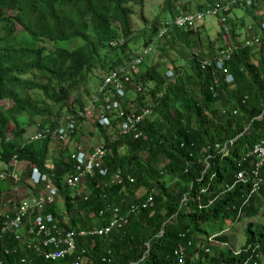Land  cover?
<instances>
[{"label": "trees", "instance_id": "trees-1", "mask_svg": "<svg viewBox=\"0 0 264 264\" xmlns=\"http://www.w3.org/2000/svg\"><path fill=\"white\" fill-rule=\"evenodd\" d=\"M175 1L165 0L162 13H194L185 6L179 11ZM133 2L142 4L0 0V103L10 104H0V170L13 171L21 163L20 184L29 181L32 168L48 172L63 197L59 215L67 218L62 223L67 230L106 226L114 209L126 215V224L105 238H76V252L85 250V264H264V159L256 170L251 154L264 138V50L260 37V45H245L246 38L239 42L240 19L232 24L226 20L232 45L216 49L202 21L178 27L166 16L149 23L142 18L148 33L141 40L143 48L161 50L172 80L164 76V65H147L148 55L144 57L131 82L142 86L136 106L150 109L152 119L140 125L137 139L117 131L111 138L95 121L98 142L106 150L100 167L106 174L85 177L78 184H83L82 193L73 196L69 192L74 189L62 185L63 176L75 170L70 154L79 143L84 117L78 113L86 107L81 92L90 95L87 81L101 82L108 71L139 53L135 51L141 32L133 35L130 24ZM243 9L249 14L254 6ZM254 21L257 35L263 20ZM165 22L170 25L158 38ZM219 31L221 42L224 30ZM202 35L207 38L202 40ZM226 48L231 49L229 57L218 66L219 51ZM93 68L99 76L87 78ZM146 97L150 105L144 103ZM68 120L75 125L66 134L70 147L62 149L63 141L46 130L52 133ZM31 126V136L24 137ZM83 146L80 149L90 154L93 148ZM47 159L50 166L45 165ZM116 172L122 174L119 184L112 182ZM239 173L244 180H237ZM5 182L12 183L7 179L0 185ZM32 188L37 195L42 186ZM138 190L143 194L135 197ZM149 197L152 206L142 208ZM228 223L230 230L243 225L244 240L237 250L228 245ZM211 237L215 244L209 243ZM20 259L46 264L36 252L19 249L7 232H0V264H19Z\"/></svg>", "mask_w": 264, "mask_h": 264}, {"label": "built area", "instance_id": "built-area-1", "mask_svg": "<svg viewBox=\"0 0 264 264\" xmlns=\"http://www.w3.org/2000/svg\"><path fill=\"white\" fill-rule=\"evenodd\" d=\"M253 3L252 0H229L227 4L216 3L202 11L177 16L172 20V24L178 27L191 26L195 22L202 21L206 16H213L218 17L219 25L226 32L228 30L226 16L230 9L243 6L244 8H249L253 6ZM164 24L166 28L160 29L158 38L166 32L170 22H165ZM257 33V35L251 33L246 39L245 45H260V37L264 48V24L260 26ZM150 50V46L145 47L137 58H133L125 66L123 65L110 71L104 77L101 85L98 86L96 96L90 98L83 112H79L78 115L80 117H92L99 126L105 129H115L120 135L131 134L134 139L140 137V125L152 118L150 109L141 106L137 109L136 103H133L131 110H129L131 105L124 109L121 103L125 97L124 86L130 85L139 94L143 92V88L140 85H134L130 81L129 75L137 72L138 65ZM230 52V48L219 51L218 66L222 64L223 60L228 59ZM172 76V72L168 71L166 75L167 79L172 80ZM230 80V78H227L226 82H230ZM112 121L114 122L113 125ZM74 125V120H68L65 127H60L52 133L46 130V134L66 142L67 131H72ZM105 154L106 150L102 144L95 146L90 154L79 148L71 152L70 158L75 164V170L73 174L64 176L62 183L69 188H75L85 177L91 176L95 169H97L98 174L104 176L106 171L101 169L100 165ZM251 154L256 159L255 169L257 170L264 159V138L254 146ZM17 171V168L13 171L0 170V183L7 179L13 184L19 183ZM254 175H256L255 172ZM125 179L132 182L129 177ZM244 179L245 177L241 173L237 175L238 181ZM122 180L121 173L116 172L113 174V183L119 184ZM29 183L33 186L40 185L44 189L30 200L0 199V232H7L13 240L18 242L19 249H29L36 252L37 256L42 257L46 264H60L67 257L74 258L72 262L66 264H85L83 260L84 250H81L79 254L75 252L76 238H83L87 235L98 238L106 237L110 231L118 230L126 223L125 215L120 213L118 209H114L110 221L106 226L79 230L78 232L66 230L63 228L61 222L49 212L58 191L51 184L48 177L37 169L32 168L29 173ZM141 206L142 208L152 206V199L149 197ZM19 264H26L25 260L20 259Z\"/></svg>", "mask_w": 264, "mask_h": 264}, {"label": "rangeland", "instance_id": "rangeland-1", "mask_svg": "<svg viewBox=\"0 0 264 264\" xmlns=\"http://www.w3.org/2000/svg\"><path fill=\"white\" fill-rule=\"evenodd\" d=\"M142 4L140 3H131L129 6L132 11L133 14L130 15V24H131V28L133 31V35H137L140 32V39H139V43L136 45V51L135 53L137 54L138 52L141 51V49H143V43H142V38L147 36V31L143 30L144 27V22H142V18L145 19L147 21V23H149L150 21H152L154 18H159L158 20H165V16L166 19H169L171 21V18H169V13H162V9H163V3L165 2V0H141ZM169 0H166V2ZM227 0H176L175 1V7H181L179 8V11H182V6L185 8L187 7L188 12H195L198 11V9L200 7H203V5H207L206 8H209L211 6H213L212 4L215 2H219L222 4L227 3ZM171 2L173 3L174 0H171ZM135 4V5H134ZM254 6V11H251L249 14H247L244 11V7L243 8H232L230 9L228 15H227V20H230V23L232 24L235 23L237 20H242V30L239 31V35H238V40L239 42H241L242 40H244V38H248L249 35H251V33L256 32V28L254 29V27H256V22L254 21V17L258 19V21L263 20L264 22V1H259L258 3H253ZM252 6V7H253ZM185 11V10H184ZM181 13V12H180ZM201 24H203V26L207 29V37L209 38L210 42L212 43V45L214 46V48L218 49V46L220 45H224L226 47H230L232 44L231 42V38L229 37V35H225L222 36L221 38V42L218 41V33L219 28H221L219 26V20L218 17H213V16H206L203 21L201 22ZM148 25V24H147ZM17 27V26H16ZM248 28L251 29V31H248ZM204 35V34H203ZM202 35V40H204L205 38H207L206 36ZM150 40H152V46L155 44L154 41V36L150 38ZM78 44V41L74 43V46ZM133 46V45H131ZM146 57V56H145ZM164 60H166V57L163 53H161V50H158L156 47L154 48V46L152 47V50L148 53L147 59H144V62L147 65H153L154 63L160 65V67L163 65L166 67V71L164 76L166 77V75L168 74V62H163ZM164 69V68H163ZM161 72V69H159ZM90 74H93L94 76H99V72L96 71V69L94 70V68L92 69V71L90 73H86L87 78L90 77ZM100 81L95 79H91L87 81V85L85 86L86 90L89 92V96H85L86 94H84V92H81V96L83 98V100L85 101L84 104H88L90 98L93 96L94 90H96L97 85ZM147 86V84H146ZM153 84L150 83V85L148 87H152ZM146 105H150L151 104V100L150 98L146 97L144 100ZM2 105L3 108H9L10 104L7 102H1L0 103ZM133 108V105H131L129 107V110H131ZM93 119L92 117H84V120L81 124V131L80 134L77 136V140L79 141L74 143L73 145H75L76 148H82L83 145L86 146V148L89 147H95L97 145H99L102 142H98L99 139V134L95 133V128L93 126ZM34 131V127H28L26 129V133L24 137H28L31 136L30 134ZM108 134L111 138H114V133L113 131H108ZM52 138L54 140H56V138L54 136H52ZM59 140V139H57ZM67 142H62L61 143V147L62 149L70 147V145H67ZM57 143L53 142L51 144V149L52 152L57 151ZM72 146V145H71ZM84 147V146H83ZM120 153L123 152L122 149L119 150ZM51 156L55 155V154H50ZM48 166L49 163L48 161L46 162ZM31 169V168H30ZM23 178V177H22ZM81 183V182H80ZM79 183V184H80ZM18 188L19 193H22L23 190H25V188L31 189L30 185L27 182H21V184L17 183L16 184ZM78 186V185H77ZM82 186L83 184L79 185L77 189L74 190H70L69 194L71 196L77 194L82 193ZM42 189H44V187H42ZM18 193V194H19ZM143 194V190H138L137 192L134 193L135 197H140ZM23 195V194H22ZM3 199V197H1ZM62 196L60 195L59 199L62 200ZM60 202V201H59ZM63 210V204L62 202H60V208ZM64 221V220H62ZM64 222H67V218ZM262 229L264 230V219L262 221ZM246 223V222H245ZM243 227L242 224H238L237 226H235V229H231L230 230V224H227V230L226 231V235L228 238V245L233 249V250H237L239 249V247L242 246L243 243V235H242V230L241 228ZM211 239V240H210ZM210 244H215V239L214 238H210ZM209 254V252L207 253Z\"/></svg>", "mask_w": 264, "mask_h": 264}, {"label": "clouds", "instance_id": "clouds-1", "mask_svg": "<svg viewBox=\"0 0 264 264\" xmlns=\"http://www.w3.org/2000/svg\"><path fill=\"white\" fill-rule=\"evenodd\" d=\"M229 0H227L226 2H228ZM216 3H219V2H215V3H213L212 5H214V4H216ZM219 4H222V3H219ZM225 4H227V3H225ZM234 8H237V7H234ZM238 8H243V7H238ZM204 9H206V8H204ZM232 9V8H231ZM182 15H185V14H182ZM228 15V14H227ZM178 16H181V15H178ZM175 17H177V16H174V17H172L171 18V20H173ZM204 19V18H203ZM226 19H227V16H226ZM203 21V20H202ZM262 24H264V22H261L260 23V25H259V29H260V26L262 25ZM226 25H227V28H229V25L226 23ZM220 26V25H219ZM221 27V26H220ZM222 28V27H221ZM248 31H251V29L250 28H248ZM227 33H228V30L225 32L224 31V34H223V36H225V35H227ZM247 39V38H246ZM144 49V48H143ZM143 49H141V51L137 54V57L142 53V51H143ZM263 50H264V48H263ZM148 55V54H147ZM146 55V56H147ZM132 60V59H131ZM130 61V60H129ZM129 61H126L124 64H122V65H120V66H125ZM142 61V60H141ZM120 66H117V67H114V68H112L110 71H112V70H114V69H116V68H118V67H120ZM138 67H139V65H138ZM110 71H108L107 72V74L110 72ZM139 72V69H137V72L136 73H132V74H130L129 75V79H130V81H131V77H133L134 75H136L137 73ZM106 74V75H107ZM227 78H230L229 76L227 77ZM227 78H226V81H227ZM104 79V78H103ZM231 79V78H230ZM103 81V80H102ZM102 81L101 82H99L98 83V85H97V88H98V86H100L101 85V83H102ZM169 81H171V80H169ZM231 81V80H230ZM141 86V85H140ZM142 87V86H141ZM97 88H96V90H94V93H93V97H95L96 96V94H97ZM124 92H125V97H124V99L122 100V103H121V106L124 108V109H126V108H128L130 105H133V103H136L137 101H136V99H135V96L137 95V94H139L138 92H136L130 85H126V86H124ZM85 108V107H84ZM136 108L138 109V107L136 106ZM152 114V113H151ZM83 117H85V116H83ZM151 117H152V115H151ZM89 118V117H88ZM152 119V118H151ZM150 119V120H151ZM145 122V121H144ZM95 123V120L93 119V124ZM98 124V123H97ZM143 124V123H142ZM94 126V125H93ZM99 127H101V126H99ZM101 128H103V127H101ZM105 129V128H104ZM107 131H113V133H114V131H116L115 129H106ZM141 130V129H140ZM95 133H97V130H95ZM67 142V141H66ZM76 148V147H75ZM94 148V147H93ZM78 148H76V150H77ZM80 149V148H79ZM48 161V163H49V165H51V160H46L45 161V165H47V162ZM20 167L19 169H22V167H23V165L20 163V164H17L16 165V167ZM48 166V165H47ZM100 167H101V165H100ZM32 170V169H31ZM24 174H25V170L23 169V170H21ZM40 172V171H39ZM97 172V169H95L94 171H93V174L94 173H96ZM40 173H42V174H45L47 177H48V179H49V181H50V176H49V174H48V172L47 173H43V172H40ZM23 174V176H25ZM92 174V175H93ZM28 175V178H29V174H27ZM68 175V174H67ZM91 175V176H92ZM64 176H66V175H64ZM63 176V177H64ZM91 176H87V177H91ZM22 176H20L19 177V179L21 178ZM51 182V181H50ZM29 185H30V187H31V191H33V197H36L37 195L35 194V190H33L34 188H32V187H34L33 185H31L30 183H29V181L27 182ZM61 183H62V181H61ZM19 184H20V181H19ZM51 184L53 185V183L51 182ZM62 185H64L63 183H62ZM14 186L15 187H17L16 186V184H14ZM38 186H40V185H38ZM54 186V185H53ZM66 186V185H65ZM14 187V188H15ZM77 187V186H76ZM69 188V187H68ZM71 189H75V188H71ZM42 190V189H41ZM57 190V189H56ZM39 193V192H38ZM60 197V193L58 192V194H57V196H56V198H55V201H56V199L57 198H59ZM55 201H54V203H55ZM59 201L60 202H62L63 203V198H62V200H60L59 199ZM144 203V202H143ZM150 207V206H149ZM61 211H63L62 209H60L59 211H56L55 210V208H54V204L52 205V208L51 209H49V212L50 213H52V212H54L55 213V215L52 213V215H53V217L54 218H56L58 221H60L61 222V224H62V220H65L66 219V217H64V216H60L59 214H60V212ZM120 211V210H119ZM121 213V212H120ZM123 214V213H122ZM111 215H112V213H111ZM125 215V214H124ZM111 218V217H110ZM125 218H126V222H127V217H126V215H125ZM110 221V220H109ZM126 224V223H125ZM124 224V225H125ZM59 225V224H58ZM123 225V226H124ZM63 226V225H62ZM122 226V227H123ZM94 227H96V226H94ZM103 227V226H102ZM121 227V228H122ZM63 228H65V226H63ZM93 228V227H92ZM97 228H100V227H97ZM120 228V229H121ZM91 229V228H90ZM67 230V229H66ZM81 230V229H80ZM83 230V229H82ZM87 230H89V228L87 229ZM72 231H74V230H72ZM112 231H114V230H112ZM76 232V231H75ZM78 232V231H77ZM111 232V231H110ZM109 235V234H108ZM107 235V236H108ZM106 236V237H107ZM91 237V236H90ZM81 238V237H80ZM95 238H98V237H95ZM101 238H105V237H101ZM75 242H76V240H75ZM75 248H76V244H75ZM81 250H84V249H81ZM80 250V251H81ZM76 252V251H75ZM76 254H79V252H76ZM83 257H85V250H84V255H83Z\"/></svg>", "mask_w": 264, "mask_h": 264}, {"label": "crops", "instance_id": "crops-1", "mask_svg": "<svg viewBox=\"0 0 264 264\" xmlns=\"http://www.w3.org/2000/svg\"><path fill=\"white\" fill-rule=\"evenodd\" d=\"M204 8L207 7V5H203ZM177 14H174L173 16H169V18H172L176 16ZM167 16V15H166ZM19 166L17 167V170H19ZM13 183L5 182L0 185V197H3L5 200H23L27 199L30 200L33 197V191H31L28 188H25L22 193L17 192L19 187H15ZM19 193V194H18ZM23 194V195H22ZM54 208L56 211H59L60 209V202L59 198L56 199L54 203Z\"/></svg>", "mask_w": 264, "mask_h": 264}, {"label": "bare ground", "instance_id": "bare-ground-1", "mask_svg": "<svg viewBox=\"0 0 264 264\" xmlns=\"http://www.w3.org/2000/svg\"><path fill=\"white\" fill-rule=\"evenodd\" d=\"M36 186H38V185H35L34 187H36ZM2 199V198H1Z\"/></svg>", "mask_w": 264, "mask_h": 264}]
</instances>
